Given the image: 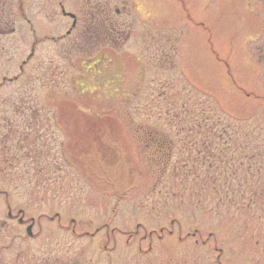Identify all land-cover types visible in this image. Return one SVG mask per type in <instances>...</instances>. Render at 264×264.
Here are the masks:
<instances>
[{"label":"rangeland","instance_id":"rangeland-1","mask_svg":"<svg viewBox=\"0 0 264 264\" xmlns=\"http://www.w3.org/2000/svg\"><path fill=\"white\" fill-rule=\"evenodd\" d=\"M85 4L0 34V264H264V0Z\"/></svg>","mask_w":264,"mask_h":264},{"label":"flooded vegetation","instance_id":"flooded-vegetation-1","mask_svg":"<svg viewBox=\"0 0 264 264\" xmlns=\"http://www.w3.org/2000/svg\"><path fill=\"white\" fill-rule=\"evenodd\" d=\"M118 1V0H117ZM86 2L85 8L82 9V13L86 16H89L88 20L89 25L87 29L92 27L94 22V30H83L84 36L89 34L90 38H95L96 42L101 40L102 37V23L103 19L98 20V14L102 12V0H84ZM62 15L71 19V28H67L65 34L68 36L72 33L74 27L77 23V15L71 12L64 10V7L61 2L58 3ZM38 0H0V34L1 33H13L21 29L20 20L23 17L28 16H37L38 15ZM114 13L119 14L118 10L115 9ZM70 14V15H69ZM72 15V16H71ZM28 22V20H27ZM116 26H119V23L116 21ZM115 27L112 25V28ZM118 31V30H117ZM33 48V47H32ZM7 219L13 220L16 219L17 222L21 225L25 223L23 219V213L20 210H17L16 214H12L10 208L7 209ZM34 224L33 218H30L29 223L26 225ZM31 230V228H30Z\"/></svg>","mask_w":264,"mask_h":264},{"label":"water","instance_id":"water-1","mask_svg":"<svg viewBox=\"0 0 264 264\" xmlns=\"http://www.w3.org/2000/svg\"><path fill=\"white\" fill-rule=\"evenodd\" d=\"M69 15H70V14H69ZM71 16H72V15H71ZM30 228H31V225H29V226L26 228V232H27L28 235L31 234Z\"/></svg>","mask_w":264,"mask_h":264}]
</instances>
